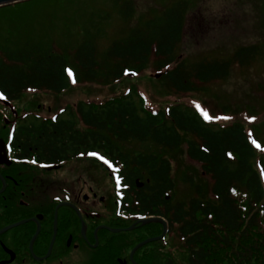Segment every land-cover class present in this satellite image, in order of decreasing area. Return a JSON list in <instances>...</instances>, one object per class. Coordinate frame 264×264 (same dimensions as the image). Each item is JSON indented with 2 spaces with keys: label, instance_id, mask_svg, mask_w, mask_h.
Returning <instances> with one entry per match:
<instances>
[{
  "label": "trees",
  "instance_id": "obj_1",
  "mask_svg": "<svg viewBox=\"0 0 264 264\" xmlns=\"http://www.w3.org/2000/svg\"><path fill=\"white\" fill-rule=\"evenodd\" d=\"M30 1L0 7L12 14L11 29L5 33L20 34L16 39L0 36V96L9 99L28 91L59 95L79 84L114 87L149 68L161 74L154 78L168 94H205L209 85L227 80L234 66L247 68L264 58L261 42L241 44L227 55L183 56L180 46L190 0H173L140 17L103 50V29L91 20L70 52L67 42L56 44L48 38L53 29L38 31L33 22L21 19L32 9L25 6ZM111 4L123 21L137 14L134 0ZM115 92L104 100H79L66 108L91 129L90 134L77 124L74 130L70 119H61L65 111L44 122L30 116L27 153L36 154V145H43L44 158L52 161L58 142L83 145L87 154L103 153L116 178L151 177L159 194L149 202L163 203L164 210L157 206L155 213L165 215L172 226V264H264V144L259 136L264 119L206 120L195 105L181 101L155 108L134 81L126 91ZM135 142L142 149L125 148ZM184 148L211 178L210 186L199 180L196 168L183 166ZM177 177L190 188L187 200L175 194ZM33 232L30 228L28 240Z\"/></svg>",
  "mask_w": 264,
  "mask_h": 264
},
{
  "label": "flooded vegetation",
  "instance_id": "obj_2",
  "mask_svg": "<svg viewBox=\"0 0 264 264\" xmlns=\"http://www.w3.org/2000/svg\"><path fill=\"white\" fill-rule=\"evenodd\" d=\"M23 97L0 96V229L28 220L0 234V261L11 259L8 249L14 259L6 264H172V226L165 215L155 213L157 206L164 210L163 203L149 202L159 194L152 178H116L112 163L101 157L103 153L87 154L83 145L58 142L52 161L44 158L43 145H36L40 149L36 154H28L30 116L40 122L56 120L59 113L77 102L66 103L53 115L45 116L30 112L27 105L17 106ZM60 118L70 119L74 130L77 124L81 131L91 133L75 113L65 111ZM32 155L36 160L30 159ZM56 210L55 241L49 256L41 259L47 255L54 235ZM151 216L167 222L165 235L138 248L132 259L131 251L138 243L164 231L160 221H140ZM38 223L40 232L32 252L30 241ZM133 224L132 229H126ZM30 228L34 232L28 240Z\"/></svg>",
  "mask_w": 264,
  "mask_h": 264
},
{
  "label": "rangeland",
  "instance_id": "obj_3",
  "mask_svg": "<svg viewBox=\"0 0 264 264\" xmlns=\"http://www.w3.org/2000/svg\"><path fill=\"white\" fill-rule=\"evenodd\" d=\"M33 1L25 3V6L29 5L32 9L21 14V19L33 22L38 31L44 27L53 29L47 35L48 38H53L56 44L67 42L69 51L73 52L75 41L80 36L82 28L90 23L89 21L93 20L103 29V36L99 41V48L103 50L111 40L123 35L131 26L136 25L140 17L161 10L173 0H134L137 14L129 22L120 18L111 0ZM190 1L192 6L187 15L185 34L180 46V53L188 59L227 55L241 44L261 42L264 45V0ZM10 13L9 10L0 9V36L8 35L16 39L20 35L17 31L5 33L9 28L11 29L12 14ZM66 36H68L67 40ZM155 75L153 69L149 68L135 78L129 75L128 80L126 78L114 87L97 83L75 85L72 81L75 86L59 95L45 91H28L23 94L24 97L17 103V106L27 105L32 113L51 116L66 103L79 100H104L115 91V93L126 91L128 84L134 81L155 108L181 101L195 106L200 105L212 118H217L221 122H226V120L251 122L254 113L255 120L264 119V58L258 59L247 68L234 66L227 80L209 85L205 94H168L154 78ZM226 105L229 108L225 115L222 113ZM39 106L42 108L39 109ZM227 116H229L228 119ZM260 134L264 144V123L261 124ZM126 147L130 150H140L143 145L135 142ZM180 154L183 166L190 165L196 168L199 180L210 186L211 178L201 173L199 163L185 155V148ZM176 181V196L187 200L189 186L181 182L178 177ZM171 246L173 247L172 240ZM78 264H86V262Z\"/></svg>",
  "mask_w": 264,
  "mask_h": 264
},
{
  "label": "water",
  "instance_id": "obj_4",
  "mask_svg": "<svg viewBox=\"0 0 264 264\" xmlns=\"http://www.w3.org/2000/svg\"><path fill=\"white\" fill-rule=\"evenodd\" d=\"M23 1H26V0H0V7L2 6H6V5H13L15 3H18V2H23ZM161 76V74H156L155 77L156 78H159ZM56 218H57V210H56V214H55V226H54V235H53V238L51 240V243H50V246H49V251L47 253V255L45 257H42L41 259L43 258H46L47 256H49L51 250H52V247H53V244H54V241H55V237H56ZM28 220H22V221H19V222H16V223H13V224H10V225H7L5 227H3L2 229H0V234L6 232L7 230L13 228V227H16L24 222H26ZM143 224H146V223H149V222H153V221H160L162 223H164L165 227H164V231L161 235H158V236H155V237H151V238H147L143 241H141L140 243H138L131 251V257L133 259V255L134 253L136 252V250L138 248H140L141 246H143L144 244H147L149 242H152V241H155V240H160L161 238H163V236L165 235V232H166V229H167V222L162 218V217H159V216H151V217H147V218H144L142 220H140ZM134 227V224L131 225L130 227L126 228V229H132ZM113 231L117 232V231H120V229H113ZM40 232V224L38 223V228L36 230V232L34 233L31 241H30V249L31 251L33 252V243L36 239V237L38 236ZM7 249V248H6ZM7 251L9 253H11V259L8 260V261H0V264H6L10 261H12L14 259V253L11 251V250H8Z\"/></svg>",
  "mask_w": 264,
  "mask_h": 264
},
{
  "label": "snow or ice",
  "instance_id": "obj_5",
  "mask_svg": "<svg viewBox=\"0 0 264 264\" xmlns=\"http://www.w3.org/2000/svg\"><path fill=\"white\" fill-rule=\"evenodd\" d=\"M68 72H69V75L72 76L71 70H68ZM73 82L75 83V80H74V79H73ZM196 107H197V109H199V110L202 112V114H203V116H204V118H205L206 120H211V119H213V118L208 114V112H207L206 110H204V109L201 108L200 105L197 104ZM252 119H255V118L253 117ZM254 143H255V142H254ZM256 146H257V147H260L259 144H257ZM117 183H118V186H119V181H117Z\"/></svg>",
  "mask_w": 264,
  "mask_h": 264
}]
</instances>
